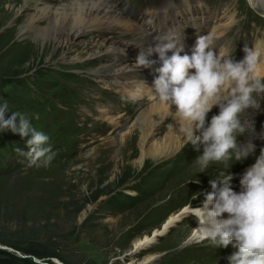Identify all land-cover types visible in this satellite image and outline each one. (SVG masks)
<instances>
[{
  "label": "rangeland",
  "instance_id": "374dc122",
  "mask_svg": "<svg viewBox=\"0 0 264 264\" xmlns=\"http://www.w3.org/2000/svg\"><path fill=\"white\" fill-rule=\"evenodd\" d=\"M71 1L0 0V104H8L5 118L12 112L26 115L34 127L49 136L56 154L47 167H28L26 158L15 149L28 151L30 137L0 131V233L24 247L51 251L56 257L49 260L58 262L0 244V264H143L147 259H153L149 264H228L227 258L236 251L231 245L216 249L206 241L186 242L196 223L191 215L148 247L139 250L134 246L161 229L170 214L190 203L195 207L203 203L204 194L211 191L209 180L220 171L229 170L233 190L239 189L244 170L255 163L264 148V94L256 96L259 109H248L240 117L246 131L238 134V142H252L254 154L235 165L227 164V168L220 163L210 165L205 178L193 181L196 187L189 198L170 200L172 192L199 170L193 161L196 154H203V147L195 154L196 148L184 145L169 158L156 163L146 160L137 167L139 135L133 146L124 147L117 129L125 119L135 116L139 106L105 90L88 76L89 69L106 63L93 57L100 48L133 43L130 40L134 37L123 41L120 36L129 33L111 31L70 38L66 32L76 19L62 16L48 32L54 41L42 44L27 27L32 16H39L35 6H63ZM203 1L217 7L212 12L214 23H226L227 27L220 45L237 61L241 60L235 51L237 42H264V22L256 17L257 13L264 15V0H256L255 9L248 2L250 6H242L243 0ZM133 2L123 0L121 8L127 7L136 15ZM39 23L46 26L45 19ZM220 45L215 49L217 54ZM138 55L118 57L114 68L135 66ZM215 110L219 109L208 114V121L218 114ZM120 116L119 124L111 122ZM165 132L161 128L157 139ZM194 251L206 262L195 260L191 255Z\"/></svg>",
  "mask_w": 264,
  "mask_h": 264
},
{
  "label": "clouds",
  "instance_id": "9594fccd",
  "mask_svg": "<svg viewBox=\"0 0 264 264\" xmlns=\"http://www.w3.org/2000/svg\"><path fill=\"white\" fill-rule=\"evenodd\" d=\"M215 44L210 34L200 36L192 54L181 55L184 46L180 35L165 34L155 39V47H149L147 53L140 51L136 61L139 67L151 68L155 61L147 57L158 53L161 67L156 69L153 86L143 83L151 98L175 120L185 147L191 144L199 151L203 146V154L194 161L199 173L215 163L227 168L228 161L243 162L254 154L252 142H238V134L246 131L240 117L248 109H259L256 96L264 94V80L257 76L264 61L258 53L245 47L244 58L237 61L222 47L218 54L213 51ZM172 106L175 113L170 111ZM214 107L218 114L208 121ZM7 112L5 101L0 104V131L30 137L28 151L17 147L15 152L26 158L28 167L49 166L56 155L49 136L34 127L26 115L12 112L6 119ZM232 179L229 170L221 171L209 180L211 191L204 194L202 207L193 208L190 203L188 215L198 225L192 232L200 242L216 249L231 245L236 251L227 258L228 264H264V148L241 175L239 192L233 190Z\"/></svg>",
  "mask_w": 264,
  "mask_h": 264
},
{
  "label": "bare ground",
  "instance_id": "6f19581e",
  "mask_svg": "<svg viewBox=\"0 0 264 264\" xmlns=\"http://www.w3.org/2000/svg\"><path fill=\"white\" fill-rule=\"evenodd\" d=\"M255 1L256 0H247L249 4H253L256 6ZM24 9L25 6L23 8H20L18 14L22 13ZM34 9L38 10L37 13H39V16H32L28 20L29 23L27 27L30 28L31 35L34 34V37H39L42 44L51 43L54 41L53 34L48 32L51 24L53 22L55 23L62 16L69 18L72 17L76 19V23L74 24V26L66 32L68 34V37L70 36V38L77 37L82 34L93 36L95 34H103L111 31H119V35H123L126 33H135V36H137L138 34H140V37H143L144 33L135 24H133L130 20L122 15L121 11L114 4V0H72L71 2H68V4H63V6L51 7L42 5L41 7L35 6ZM150 14L151 13H148L149 17ZM40 19H45L46 28L44 26H40ZM214 28L215 31L216 29H221L222 31H220V34H222L227 27L225 23L223 25L214 26ZM59 31L63 32L64 30L62 29ZM139 41H137L136 43L120 42L115 45L113 44V46L108 49H105V47L100 48L93 57L98 58L101 61H105L106 63L97 69L88 70V76L93 78L94 80L97 79L98 83L102 84L105 90H111L116 94L129 98L132 101H135L137 106H139L137 112L135 113V116L131 120L125 119L123 121L124 123L120 124L118 126L119 128L117 129L119 140L121 143H124V147L133 146L136 134L139 135V141L137 145L138 150L140 151V157L137 161L138 168L142 167L146 160H150L156 163L160 160L175 155L177 151L184 147L182 137L177 131L175 120H173L171 116L168 117L166 115L167 109L160 105L157 101H154L151 98L150 93L148 92L146 86L152 87L153 82L145 83V86L142 81L138 80L139 73L145 72L147 70L156 71V69L161 67L159 56H155V63L151 68H143L137 65L132 67L127 66L114 68V61L118 57H121L126 53L139 54L140 51H145V53H147V49L149 47H146ZM217 42L218 41H216V44ZM253 50H255L261 57V60L264 61V42L259 41L256 44V48H254ZM152 54L158 53L154 52ZM167 55L171 56L172 53L169 52L167 53ZM257 76L260 79L264 78V62H261L259 64L257 68ZM215 108L216 107H214L212 111H214ZM170 111L172 113H175V106H172ZM218 111L219 110H215L216 113H218ZM121 117L122 116H120L116 120H111V122H118V119H121ZM117 124H119V122ZM170 124H172L173 127H169ZM161 128H163L166 132L164 136L159 140L157 139V135L159 134ZM194 153L196 154L198 153V151H195ZM86 154L88 156V153ZM196 156H194V161L197 158ZM194 161L193 163L195 164ZM227 164H230L231 166L237 163L235 159H233L228 161ZM204 175V173H199V170L191 174V178L186 180V184L182 188L174 190V192H172L173 197H170L169 199L173 200V198L176 199L181 196L189 198L191 192L196 187V183H194L193 181H195L196 179L205 178L206 176ZM189 205L184 206L176 213L170 214L162 224L161 229L155 230L152 233V236L144 237L138 240L135 243V249L140 250L148 247L156 240V237L162 236L167 233L172 227L175 226L177 222L188 215ZM202 205L203 203H200L196 205V207H192L197 208L202 207ZM226 216L227 214H225V218ZM197 226L198 225L196 221L193 228H196ZM186 242L190 245H192L193 243H200L192 230L187 235ZM191 255L195 258V260L206 262V259L204 257H202L201 259V253L197 251H194V253ZM151 261H153V259H147L143 264H149Z\"/></svg>",
  "mask_w": 264,
  "mask_h": 264
},
{
  "label": "trees",
  "instance_id": "16d2710c",
  "mask_svg": "<svg viewBox=\"0 0 264 264\" xmlns=\"http://www.w3.org/2000/svg\"><path fill=\"white\" fill-rule=\"evenodd\" d=\"M0 244L7 246L9 248H12V249L23 251L27 254L36 256L38 258H46V260L48 259L47 261H49V258L56 257L55 253L51 251H38L30 247H24L20 243H17V242L15 243L12 240L4 237V235H2L1 233H0Z\"/></svg>",
  "mask_w": 264,
  "mask_h": 264
},
{
  "label": "water",
  "instance_id": "95a60500",
  "mask_svg": "<svg viewBox=\"0 0 264 264\" xmlns=\"http://www.w3.org/2000/svg\"><path fill=\"white\" fill-rule=\"evenodd\" d=\"M2 250H5V248H1ZM22 258V257H21ZM48 260V259H47ZM49 261H52L53 263H58L57 261L55 260H49Z\"/></svg>",
  "mask_w": 264,
  "mask_h": 264
}]
</instances>
